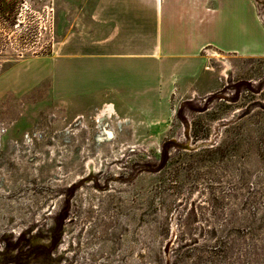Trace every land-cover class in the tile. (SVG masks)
<instances>
[{"label":"rangeland","instance_id":"374dc122","mask_svg":"<svg viewBox=\"0 0 264 264\" xmlns=\"http://www.w3.org/2000/svg\"><path fill=\"white\" fill-rule=\"evenodd\" d=\"M78 2L0 0V264H264V0L147 111L34 82Z\"/></svg>","mask_w":264,"mask_h":264},{"label":"crops","instance_id":"0c3cea01","mask_svg":"<svg viewBox=\"0 0 264 264\" xmlns=\"http://www.w3.org/2000/svg\"><path fill=\"white\" fill-rule=\"evenodd\" d=\"M78 1V6L89 8L86 20L70 25L51 66L35 81L31 77L35 83L48 80L57 98L76 97L115 107L121 103L147 111L168 104L183 78L195 79L206 71L205 51L258 50L238 49L234 40L239 28L237 34H230L224 27L229 17L240 22V2L245 0ZM249 1L258 20L253 0ZM30 65L17 63L3 75L26 71ZM25 79L15 77L14 87H21Z\"/></svg>","mask_w":264,"mask_h":264},{"label":"bare ground","instance_id":"6f19581e","mask_svg":"<svg viewBox=\"0 0 264 264\" xmlns=\"http://www.w3.org/2000/svg\"><path fill=\"white\" fill-rule=\"evenodd\" d=\"M110 109H112V108H110Z\"/></svg>","mask_w":264,"mask_h":264}]
</instances>
